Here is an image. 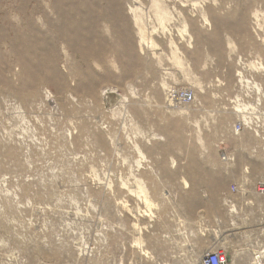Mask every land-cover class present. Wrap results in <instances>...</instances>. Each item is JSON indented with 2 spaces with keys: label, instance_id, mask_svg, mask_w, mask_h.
Here are the masks:
<instances>
[{
  "label": "rangeland",
  "instance_id": "rangeland-1",
  "mask_svg": "<svg viewBox=\"0 0 264 264\" xmlns=\"http://www.w3.org/2000/svg\"><path fill=\"white\" fill-rule=\"evenodd\" d=\"M262 177L264 0H0V264H264Z\"/></svg>",
  "mask_w": 264,
  "mask_h": 264
},
{
  "label": "built area",
  "instance_id": "built-area-1",
  "mask_svg": "<svg viewBox=\"0 0 264 264\" xmlns=\"http://www.w3.org/2000/svg\"><path fill=\"white\" fill-rule=\"evenodd\" d=\"M168 103L171 106H186L196 104V95L192 90L189 89H178L172 90L168 94ZM221 160L229 162L234 160V155L229 152H222ZM233 191H238L237 185H232ZM257 191L259 194L264 195V177L261 178L257 185ZM201 264H238L230 262L229 255L225 250H213L207 253L201 260Z\"/></svg>",
  "mask_w": 264,
  "mask_h": 264
},
{
  "label": "bare ground",
  "instance_id": "bare-ground-1",
  "mask_svg": "<svg viewBox=\"0 0 264 264\" xmlns=\"http://www.w3.org/2000/svg\"><path fill=\"white\" fill-rule=\"evenodd\" d=\"M175 7V6H174ZM87 16V15H86ZM137 24H139L140 25V21L139 22H137ZM124 36V35H123ZM178 36H179V38H178ZM124 38H126V37H124ZM177 39H183V36H182V33H179L178 35H177ZM85 40H86V38H85ZM172 40H174V38L172 37ZM172 40H171V42H172ZM183 42V41H182ZM147 47H148V45H147ZM138 49H139V51L142 53V52H144V51H146V49H145V47H144V44H143V38H141V41L138 43ZM168 105H170V104H168ZM171 106V105H170ZM239 111V110H238Z\"/></svg>",
  "mask_w": 264,
  "mask_h": 264
}]
</instances>
